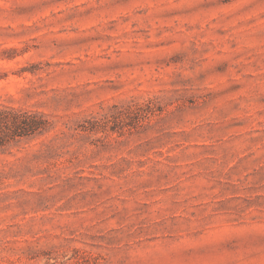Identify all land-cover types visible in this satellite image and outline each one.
Masks as SVG:
<instances>
[{"label": "rangeland", "instance_id": "obj_1", "mask_svg": "<svg viewBox=\"0 0 264 264\" xmlns=\"http://www.w3.org/2000/svg\"><path fill=\"white\" fill-rule=\"evenodd\" d=\"M13 112L0 264H264V0H0Z\"/></svg>", "mask_w": 264, "mask_h": 264}, {"label": "trees", "instance_id": "obj_2", "mask_svg": "<svg viewBox=\"0 0 264 264\" xmlns=\"http://www.w3.org/2000/svg\"><path fill=\"white\" fill-rule=\"evenodd\" d=\"M0 146H4L11 140L30 137L42 133L48 129L49 123L42 115L29 114L28 112L0 113Z\"/></svg>", "mask_w": 264, "mask_h": 264}]
</instances>
